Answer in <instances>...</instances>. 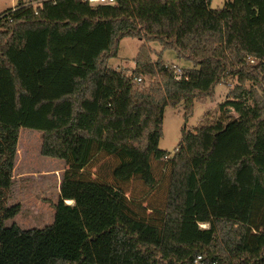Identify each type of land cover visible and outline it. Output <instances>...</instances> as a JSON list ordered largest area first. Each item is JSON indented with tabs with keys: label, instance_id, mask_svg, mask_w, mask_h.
Returning <instances> with one entry per match:
<instances>
[{
	"label": "trees",
	"instance_id": "obj_1",
	"mask_svg": "<svg viewBox=\"0 0 264 264\" xmlns=\"http://www.w3.org/2000/svg\"><path fill=\"white\" fill-rule=\"evenodd\" d=\"M212 1L40 0L0 13V191L14 186L22 128L69 165L52 224L6 227L20 206L3 210L0 264H264V0ZM125 38L142 41L131 74L110 64ZM167 50L193 65L181 80ZM229 79L218 120L160 150L166 108L184 104L188 121ZM101 153L120 158L113 179L125 185L155 188L153 162L166 164L160 220L84 174Z\"/></svg>",
	"mask_w": 264,
	"mask_h": 264
},
{
	"label": "rangeland",
	"instance_id": "obj_2",
	"mask_svg": "<svg viewBox=\"0 0 264 264\" xmlns=\"http://www.w3.org/2000/svg\"><path fill=\"white\" fill-rule=\"evenodd\" d=\"M231 0H213L212 9H221ZM40 0H0V13L15 9L20 3L38 4ZM142 41L138 38H125L120 42L118 56L111 60L112 68L131 74L135 69V58L139 52ZM151 48L157 58L161 51L159 43H151ZM165 65H177L182 74L193 68L192 63L180 60L174 51L164 53ZM235 79H229L216 87L213 99L202 104L195 101L193 115L186 121L184 119V104L175 108L167 107L163 123V137L159 149L173 155L178 148L184 129L194 130L198 126L215 123L220 117V106L226 102L228 93L236 86ZM253 88L251 83L246 86ZM250 105L253 102L249 101ZM232 114H236L232 111ZM43 134L40 131L22 128L18 141V154L14 169V186L9 191H0V221L5 208L20 206V213L6 221V227L14 224L23 230L43 229L54 221L55 205L60 199V187L64 173L69 165L59 159L45 157L41 154ZM120 162L118 156L104 153L97 154L92 163L84 169V174L98 181L108 182L122 187L127 196L135 203V210L140 217L150 218L154 221L161 219L164 210L170 170L162 162H153V172L158 180L155 188L147 187L140 179H134L128 184L117 183L113 179V169ZM146 208L144 209L140 207ZM152 208L153 210H149ZM146 213L145 215L143 213ZM208 228V225H201Z\"/></svg>",
	"mask_w": 264,
	"mask_h": 264
},
{
	"label": "built area",
	"instance_id": "obj_3",
	"mask_svg": "<svg viewBox=\"0 0 264 264\" xmlns=\"http://www.w3.org/2000/svg\"><path fill=\"white\" fill-rule=\"evenodd\" d=\"M86 1H88L91 5H111L115 3V0H86ZM166 66L174 71L176 75V79L181 80L184 77L185 73L182 74L177 65L170 64ZM138 81L140 82L141 79H138ZM193 264H216V263H209L205 260L203 256H198L194 260Z\"/></svg>",
	"mask_w": 264,
	"mask_h": 264
},
{
	"label": "crops",
	"instance_id": "obj_4",
	"mask_svg": "<svg viewBox=\"0 0 264 264\" xmlns=\"http://www.w3.org/2000/svg\"><path fill=\"white\" fill-rule=\"evenodd\" d=\"M66 203L71 205V204H73V201H70V202L66 201Z\"/></svg>",
	"mask_w": 264,
	"mask_h": 264
},
{
	"label": "bare ground",
	"instance_id": "obj_5",
	"mask_svg": "<svg viewBox=\"0 0 264 264\" xmlns=\"http://www.w3.org/2000/svg\"><path fill=\"white\" fill-rule=\"evenodd\" d=\"M70 202V201H69Z\"/></svg>",
	"mask_w": 264,
	"mask_h": 264
}]
</instances>
